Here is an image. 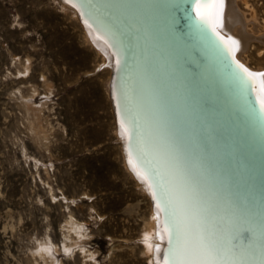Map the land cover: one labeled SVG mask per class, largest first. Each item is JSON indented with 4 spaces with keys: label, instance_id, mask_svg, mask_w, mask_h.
Segmentation results:
<instances>
[{
    "label": "bare ground",
    "instance_id": "obj_1",
    "mask_svg": "<svg viewBox=\"0 0 264 264\" xmlns=\"http://www.w3.org/2000/svg\"><path fill=\"white\" fill-rule=\"evenodd\" d=\"M59 1L111 68L126 164L152 201L153 233L145 238L152 264H164L175 243L170 216L193 194L214 218L240 228L237 240L228 237L226 264H264L252 252L264 253V69L244 57L264 47L257 8L223 0L201 20L196 0ZM180 11L188 18L182 28Z\"/></svg>",
    "mask_w": 264,
    "mask_h": 264
},
{
    "label": "rangeland",
    "instance_id": "obj_2",
    "mask_svg": "<svg viewBox=\"0 0 264 264\" xmlns=\"http://www.w3.org/2000/svg\"><path fill=\"white\" fill-rule=\"evenodd\" d=\"M248 1L264 24V0ZM260 48L244 54L254 71ZM97 49L59 0H0V264L153 262L152 201L126 164Z\"/></svg>",
    "mask_w": 264,
    "mask_h": 264
},
{
    "label": "snow or ice",
    "instance_id": "obj_3",
    "mask_svg": "<svg viewBox=\"0 0 264 264\" xmlns=\"http://www.w3.org/2000/svg\"><path fill=\"white\" fill-rule=\"evenodd\" d=\"M198 5L197 15L201 20L207 19L210 10L216 4H223V0H207L202 3L196 0ZM204 9L201 11L200 9ZM238 66L249 76L252 73L247 67L237 61ZM264 108V101H261ZM119 126V125H118ZM131 163V161H130ZM155 198V193L152 194ZM165 195H168L165 192ZM193 195H189L181 210L174 211L170 216L171 230L175 234V243L172 245L165 256L164 264H226L225 250L229 244L228 237L237 240L240 228L237 225L229 226L222 219L214 218V211L210 208H202L198 205ZM172 200L165 199V206H171ZM160 207L159 204L156 205ZM243 236L247 239V232ZM159 250V246H157ZM253 254L264 260V253L259 249H253Z\"/></svg>",
    "mask_w": 264,
    "mask_h": 264
},
{
    "label": "water",
    "instance_id": "obj_4",
    "mask_svg": "<svg viewBox=\"0 0 264 264\" xmlns=\"http://www.w3.org/2000/svg\"><path fill=\"white\" fill-rule=\"evenodd\" d=\"M185 10H186V13H188L189 12V9H190V3L189 2H187L186 4H185V8H184ZM179 17H180V27L182 28L184 25H186L187 23V20H188V18L187 17H185L183 14H182V12L180 11V15H179ZM252 98V97H251Z\"/></svg>",
    "mask_w": 264,
    "mask_h": 264
}]
</instances>
